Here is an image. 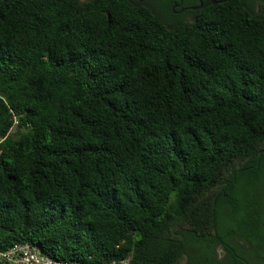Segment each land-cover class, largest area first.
I'll return each mask as SVG.
<instances>
[{
	"label": "trees",
	"instance_id": "1",
	"mask_svg": "<svg viewBox=\"0 0 264 264\" xmlns=\"http://www.w3.org/2000/svg\"><path fill=\"white\" fill-rule=\"evenodd\" d=\"M201 1L0 0V252L264 264V0Z\"/></svg>",
	"mask_w": 264,
	"mask_h": 264
},
{
	"label": "built area",
	"instance_id": "2",
	"mask_svg": "<svg viewBox=\"0 0 264 264\" xmlns=\"http://www.w3.org/2000/svg\"><path fill=\"white\" fill-rule=\"evenodd\" d=\"M0 264H78L58 262L46 255L40 249L27 244H16L6 251L0 252ZM121 264H127L122 262Z\"/></svg>",
	"mask_w": 264,
	"mask_h": 264
},
{
	"label": "flooded vegetation",
	"instance_id": "3",
	"mask_svg": "<svg viewBox=\"0 0 264 264\" xmlns=\"http://www.w3.org/2000/svg\"><path fill=\"white\" fill-rule=\"evenodd\" d=\"M138 1L143 2V0H138ZM196 1L198 2L197 4L184 6L183 0H171L170 11L174 16H179L183 20L192 22L194 19H196L197 13L203 7V2L201 0H196ZM206 1L208 3L214 4L212 2L213 0H206Z\"/></svg>",
	"mask_w": 264,
	"mask_h": 264
},
{
	"label": "rangeland",
	"instance_id": "4",
	"mask_svg": "<svg viewBox=\"0 0 264 264\" xmlns=\"http://www.w3.org/2000/svg\"><path fill=\"white\" fill-rule=\"evenodd\" d=\"M79 1H81V2H84V1H87V0H79ZM150 7L152 8V9H156L157 10V3L156 2H151L150 3ZM178 264H184V260H181V261H179V263Z\"/></svg>",
	"mask_w": 264,
	"mask_h": 264
},
{
	"label": "water",
	"instance_id": "5",
	"mask_svg": "<svg viewBox=\"0 0 264 264\" xmlns=\"http://www.w3.org/2000/svg\"><path fill=\"white\" fill-rule=\"evenodd\" d=\"M228 0H219V1H216V0H213L212 2L215 4V3H223V2H226Z\"/></svg>",
	"mask_w": 264,
	"mask_h": 264
}]
</instances>
